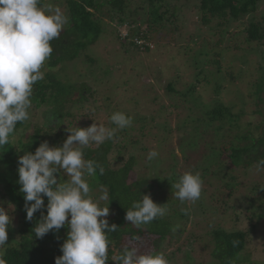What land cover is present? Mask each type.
I'll list each match as a JSON object with an SVG mask.
<instances>
[{
  "label": "trees",
  "instance_id": "1",
  "mask_svg": "<svg viewBox=\"0 0 264 264\" xmlns=\"http://www.w3.org/2000/svg\"><path fill=\"white\" fill-rule=\"evenodd\" d=\"M141 1L146 11L140 6H136V10L132 9V0H62L61 5L57 0L53 4L68 17V24L65 25L60 37L51 42L53 53L42 69L44 79L34 85L32 107L29 112L33 109H40L44 124L36 126L29 136H18L16 133L24 127L25 122L18 123L9 143L0 147V183L2 185L0 186V199L6 205L7 202L19 205L15 207L11 215L17 216L18 225L21 227V229L18 227L19 240L4 250L3 258L6 264H54V258L62 255L60 245L55 238L50 236V232L42 239L34 236L33 228L40 218L39 211L34 214L32 221L26 220L25 202L19 191L20 185L17 183V159L24 152H34L36 147L44 141H47L50 146H61L69 134L66 129L73 128L75 125L73 120L76 117L82 119L85 111L93 110L90 97L95 96L96 92L86 82H74L68 76L63 79L61 72L64 71L63 65L74 62L82 51L97 41L105 20L116 21L120 27L140 24L139 27H132L129 30L130 35L125 38L120 37L119 34L116 35L117 40L121 42V49L125 52L130 49L129 47L144 52L149 51L146 41L167 37L162 34L161 30L168 28L165 25L168 20L164 23L163 16L167 13L172 0L166 2L164 0ZM198 1L196 15H199L201 26L209 29L212 24H216L213 29H209L208 34L213 35L212 32L218 30L217 33L221 36L225 31V29L221 30V27L234 24L238 30L236 33L240 36L239 38L236 36V39L243 38L246 43H257V50L251 47L248 53L259 54L260 60L264 62V16L261 19L255 18L259 0ZM41 4L43 5L42 0ZM137 7L143 10L146 20L145 18L142 21L136 19L139 11ZM145 22L149 24V28L142 32L140 27ZM200 36V34L195 35L196 38H201ZM220 39L213 44L205 40L209 47H206V51H200L197 54L200 59L206 58V66L213 65L216 69L215 73L208 70L210 74L205 79L208 81L210 75H217L221 82L220 84L214 83L212 94L207 93V90L202 92V96H206L207 99L209 95L216 96L210 102L211 104L208 105L201 100L197 77L193 86L188 88L185 94L177 93L182 101L179 104H171L175 109L180 108L181 112L190 116L191 122L183 125L186 131L177 129L180 133L177 143L186 171L199 172L203 180L202 195L198 201L195 203L186 201L181 204L174 196L176 190L171 185L179 177L173 176L179 159L170 150L171 142L165 144L158 134L157 139H160L161 145H158L156 151L163 161L158 163L154 172L150 171V163L146 162L148 152L153 150L151 148L145 153L131 156L126 162H123L124 159L120 154L110 157L116 145L114 139L118 136L123 137L121 139L123 150L134 147L138 143V138L148 140V135H145L142 129L139 135L136 134L137 136H131L133 135L131 132L134 131L132 127L120 130L111 141H106L99 146L90 144L84 149L85 159H94L105 169L103 175L97 171V175L89 179L96 189L101 186L108 190V207L110 213L113 214L109 224L115 223L118 226L116 232L109 234L112 243L106 264H116L112 261V257L122 252L125 245L130 246L128 242H138L132 239L134 236H139L140 240L147 242L146 248L141 252L148 249V251H161L164 244L167 245L173 237L179 239L182 232L174 235L172 231L178 228L179 220L184 219L186 222L188 220V214H185L182 209H191L192 213H200L204 217L211 214L220 217L227 211H234V215L238 216L236 223L240 221L241 213H249L250 216L245 218L250 221L248 232H253L255 229L253 220L256 223L257 218L264 217V180L250 188L241 180L245 177L250 179V175L258 173L255 163L258 159L264 158L263 124L254 126L249 123L246 129H241L244 106L247 105L253 114L262 115L260 104H264V98L260 96L264 92V86L262 88V84H257L258 79L257 83H247L245 90L243 88L238 93L235 92L237 90L232 84L235 67H232V70L225 69L226 72H223L221 60L225 59L223 56H228L230 50H239V46L221 49L219 48ZM141 40L144 44L138 48L134 41ZM208 57H211V61L207 59ZM258 67L260 68V65ZM167 89L173 90L172 85H168ZM222 90H228L231 95L237 97L240 107L238 111H232L235 106H229L220 101L219 94ZM232 91L235 93L232 94ZM102 107L106 121L110 122L109 117L112 113L108 104H102ZM66 121L67 125H64ZM104 126L114 127L112 124ZM154 137L156 139V136ZM166 145L168 151L164 150ZM225 160L231 164L227 173L224 172L223 161ZM201 161H203L202 164ZM136 168H138L137 178L129 182L130 175ZM213 168L219 172L213 171ZM259 172L264 175V171ZM140 194L150 195L158 204L166 203L168 211L164 217L157 218L152 223L137 229L125 221L124 216L131 203L141 198ZM257 199L262 200L255 204L256 206L249 202V200H254L257 203ZM44 202L45 208L41 211L46 214V197ZM219 211L222 213L219 214ZM228 217L224 216L223 219ZM227 220L229 222V219ZM236 223L233 221L232 228L229 230L221 228V224H218L207 232L209 243L212 246L211 264H238L242 261L240 255L249 237L245 231L235 229L234 224Z\"/></svg>",
  "mask_w": 264,
  "mask_h": 264
},
{
  "label": "rangeland",
  "instance_id": "2",
  "mask_svg": "<svg viewBox=\"0 0 264 264\" xmlns=\"http://www.w3.org/2000/svg\"><path fill=\"white\" fill-rule=\"evenodd\" d=\"M42 1L44 5L49 3L54 4L57 0ZM166 1L164 0V2ZM58 2L61 5L62 0H58ZM132 3V9L135 8L136 10V6H140L146 11L141 0H132ZM198 3V0H172L167 13L163 16L164 23L168 20L165 23L168 28L161 30L162 34L164 36L167 35V37L146 41L149 51L145 52L139 49L135 50L133 47H129L130 49L125 52L121 49V42L116 38L117 34L122 38L130 35L129 30L132 27H139V23L137 25L120 27L116 21L105 20L102 23V32L97 41L82 51L74 62L63 65L64 71L61 72L63 79L68 76L74 82H86L96 92L95 96L92 95L90 97V105L93 110L89 111L90 109H88L85 111L82 119L76 117L73 120L75 125L70 129L87 127L94 122L110 125L111 123L105 119L106 115L102 107V104H108L111 113L123 111L133 117V126L130 127L134 128V131L131 132L133 134L131 136L139 135L140 129L144 131L145 135H148V140H146L147 138H138V143L134 147H129L125 150L122 148L123 143L121 139L123 137H116L114 139L116 145L110 157L120 154L124 159L123 162H126L131 156L142 152L145 153L149 148L157 150L158 145H161L160 139H157L159 135L165 141V144H169V141L171 142L170 150L179 159L173 176L178 177L182 175L186 169L183 166L180 148L177 143V137L180 134L177 129L181 131L185 130L183 125L190 123L191 120L188 114L181 112L180 108L178 110L175 109L171 104H179L182 101V98H179L177 93L185 94L187 89L193 86L197 77L199 81V96L201 95V100L210 105V102L216 96L209 95L207 99L206 96H202V92H204L203 90H207V93L212 94L214 83H221L217 75H210L208 81L205 79L210 74L208 70L212 71V73L216 72L213 65L206 66V58L200 59L197 57L200 51L204 52L207 49L206 47H209V44L205 40H209L213 44L221 38L219 45L221 49L239 46V50H230L228 56H223L225 59L221 60V70L223 72H226L225 69L229 70V68L235 67V69L233 68L234 81H232L233 86L237 90H234L235 92L238 93L243 88L245 90L247 83H257L258 79L259 82L257 84H262V88L264 86V68H261L264 66V62L260 60L259 54L248 53V49L251 47L253 50H257V43L250 44L244 42L243 38L236 39V36L238 38L240 36L237 35L236 32L238 30L234 24H226L224 27H221V30L225 29L221 36L217 33L218 30L212 32L213 35L208 34L209 29H213L216 24H212L209 29L201 26L198 19L199 15H196ZM143 10H139L136 14V19L139 21H142L144 18L146 20ZM173 13L174 15H172ZM263 16L264 0H259L255 18L261 19ZM148 25L147 22L143 23L140 27L141 31H147ZM167 31L168 33H166ZM196 34H200L201 38H196ZM134 42L135 44L137 43L138 48L144 44L143 40ZM207 59L211 61V57ZM257 65H260V68ZM168 85H172L173 90L169 91L167 89ZM234 91H232V94L235 93ZM260 97L264 98V92L261 93ZM219 98L223 104L235 106L232 111L236 112L239 110L237 97L231 95L228 90H222ZM250 106L252 107V105ZM260 106L262 108V115L253 114L247 105L243 107L244 116L241 120V129H246L249 123L254 126L263 124L264 128V104H260ZM160 108L162 109L158 111ZM41 113L40 109L31 110L30 119L25 122L24 127L19 129L16 134L18 136H29L36 126L43 125L44 121ZM64 125H67V121ZM154 136H156V139ZM164 148H166L164 149L165 151H168L167 145ZM161 161L163 159L159 156L153 160L149 164L150 171L154 172ZM200 163L202 164L203 161ZM223 163L224 172L227 173L228 168H231V164L226 160ZM137 171L138 168L133 170L129 182L136 180ZM213 171L219 172L218 170H214V168ZM60 176L62 180L68 179L63 173ZM241 180L250 188L264 180V175L261 172L253 173L250 175V179L249 177H245ZM89 183L93 198H98L101 195V186L96 189L95 185H91L92 181L90 179ZM0 186H2L1 183ZM261 200L257 199V203L254 200H249V202L255 205L260 203ZM0 202L4 201L0 199ZM3 206L7 207L6 203ZM100 206H108V202L100 201ZM15 207L17 208L19 205H15ZM221 213L219 211V214ZM187 214V222L184 219L182 221L179 220L178 228L172 231L174 235L177 232H182L179 239L173 237L159 251L164 254L170 264H211L210 253L212 246L209 243L207 232H210L218 224H221V228L225 230L231 229L233 221L236 223L238 216L234 215V211H227L226 214L220 217L213 214L208 217L205 215L204 217L203 214L192 213L191 209H188ZM112 215L111 213L109 214L107 217L108 221ZM224 216L228 217L229 222L227 219H223ZM249 216V213H241L239 217L240 221L234 224L236 230L245 231L249 237L240 255L242 261L238 264H264V217L261 219L257 218L256 223L253 220L255 229L253 232H248L250 221L245 218ZM18 227H20L18 225V218L17 216H13L12 225L8 230V244L6 247L13 245L15 241L19 240ZM67 231V227H64L58 231L50 232V236L55 238L58 244L61 245L66 239ZM128 244L132 247H139L140 251H142V249L146 248L147 242L139 240L138 242H128Z\"/></svg>",
  "mask_w": 264,
  "mask_h": 264
},
{
  "label": "clouds",
  "instance_id": "3",
  "mask_svg": "<svg viewBox=\"0 0 264 264\" xmlns=\"http://www.w3.org/2000/svg\"><path fill=\"white\" fill-rule=\"evenodd\" d=\"M68 17L53 4L41 0H0V147L7 145L18 123L30 119L34 85L44 79L42 71L53 53L51 42L60 37ZM109 121L114 127L92 123L87 127L66 129L69 133L61 146L41 142L34 152H24L17 159L20 193L24 199L26 220L34 214L40 218L33 228L34 236L42 239L49 232L67 227L66 239L60 245L54 264H106L112 241L109 234L118 230L109 224L106 188L93 198L89 178L105 169L94 159H85L84 149L111 141L116 133L130 127L133 117L115 111ZM159 153L153 149L146 157L151 163ZM256 170L264 171V158L255 163ZM68 177L62 180L60 174ZM174 196L183 204L195 203L201 198L203 180L199 172L185 171L171 185ZM126 209L124 219L140 229L167 214V204H158L150 195L140 194ZM47 198L46 214L44 198ZM0 202V264H6L4 250L8 230L12 225L15 205ZM109 205V204H108ZM187 214V209H182ZM139 241V236L132 238ZM116 264H170L163 253L141 252L139 247L125 245L122 252L112 257Z\"/></svg>",
  "mask_w": 264,
  "mask_h": 264
}]
</instances>
